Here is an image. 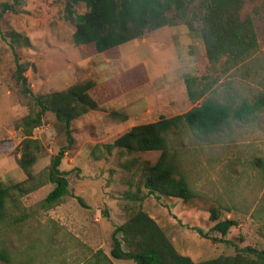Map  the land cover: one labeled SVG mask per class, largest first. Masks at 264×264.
Listing matches in <instances>:
<instances>
[{
    "label": "rangeland",
    "instance_id": "obj_1",
    "mask_svg": "<svg viewBox=\"0 0 264 264\" xmlns=\"http://www.w3.org/2000/svg\"><path fill=\"white\" fill-rule=\"evenodd\" d=\"M3 2L12 0H0V7ZM75 10L77 14L85 12V4L77 3ZM244 13L252 18L258 50L226 72L219 65L215 69L209 66L201 37L184 25L158 28L104 52V58L93 44L73 43L76 20L64 18L62 1L21 0L1 15L3 185L21 182L22 187H29L16 163L23 133L15 126L28 113L29 100L16 79L15 59L29 65L24 75L35 94L63 90L95 77L104 81L112 73L108 81L89 91L99 106L72 122L74 142L68 144L63 124L51 112H46L42 124L33 130V137L41 143L31 168L36 187L28 192L11 190L0 217V251L8 252L9 264H90L97 250H110L114 227L139 209L155 219L179 253L194 261L235 254L231 243L211 239L221 237L211 230L221 219L237 221L225 239L240 248L264 249V108L251 120L231 122L213 136L195 134L187 127L167 136L172 159L195 193L188 202L147 194L143 188L142 169L155 163L159 151L128 153L106 148L133 125L182 113L209 95L232 98L237 104L263 92L262 0H245ZM12 32L27 37L29 45L14 40ZM125 67L128 70L122 72ZM186 75L195 77L196 89L210 84V92L195 102L189 100ZM112 111L119 115L111 116ZM61 149L64 155L59 168L66 172L69 192L58 204L49 206L42 201L54 185L45 175L51 158ZM127 192L143 199H127ZM212 208L218 215L215 221L209 218ZM102 258L100 255V263L107 264ZM112 260L111 264H135ZM0 264L5 262L0 259Z\"/></svg>",
    "mask_w": 264,
    "mask_h": 264
},
{
    "label": "trees",
    "instance_id": "obj_2",
    "mask_svg": "<svg viewBox=\"0 0 264 264\" xmlns=\"http://www.w3.org/2000/svg\"><path fill=\"white\" fill-rule=\"evenodd\" d=\"M63 2L64 18H75V29L72 41L75 45L93 44L97 52L122 45L133 39L154 31L163 26L184 25L191 32H197L204 45L205 58L210 67L218 65L226 72L258 50V40L249 14L244 13L245 0H54ZM21 0L3 2L0 7L1 15L20 5ZM83 2L86 10L77 14L75 5ZM264 5V0H262ZM14 40H23L29 45L25 36L13 33ZM11 48L14 50L13 45ZM15 76L21 84V93L29 100L28 113L16 124L23 138L20 141V156L17 165L26 176L23 181L29 184L26 189L22 183L3 185L0 182V217L5 210V203L11 196V190L31 191L35 176L31 168L37 158L41 143L33 137V130L42 124L46 112H51L57 121L65 128L68 144L74 142L72 136V122L88 111L98 108L89 90L94 81L75 83L63 90L45 94H35L27 85L24 73L28 69L27 63H20L15 59ZM184 83L189 100L195 102L210 92V84H200L194 88L195 77L185 76ZM264 108V91L251 99L243 98L235 104L232 98L220 99L219 96L209 95L190 109L170 116L133 125L129 130L119 135L106 148H119L128 153L159 151L160 154L152 165L142 169V185L147 194H158L174 197L188 202L194 199L195 193L185 177L178 171L176 163L170 154L167 136L184 127L193 133L209 137L218 134L231 122H247L258 115ZM111 116H118L116 111ZM64 155V149L51 158L46 180L54 187L44 197L42 203L53 206L68 194V180L66 172L59 168ZM43 181L39 182L42 183ZM76 200L88 207L83 199L75 195ZM130 200H142L143 196L126 193ZM209 218L218 219L215 209H210ZM234 219L217 220L211 227L220 233V238L214 241L231 243L235 248L233 255H220L206 260L194 261L190 257L179 253L168 236L164 233L153 217L143 210L134 211L122 224L117 225L111 232L112 246L109 250L111 258L132 260L135 264H264V249L251 246L238 247L224 237L229 229L236 225ZM202 237L207 233L193 227ZM107 264L111 260L97 250L95 258L90 264H101L99 256ZM0 259L5 264L10 263L8 252L0 251Z\"/></svg>",
    "mask_w": 264,
    "mask_h": 264
},
{
    "label": "crops",
    "instance_id": "obj_3",
    "mask_svg": "<svg viewBox=\"0 0 264 264\" xmlns=\"http://www.w3.org/2000/svg\"><path fill=\"white\" fill-rule=\"evenodd\" d=\"M83 45H85V44H83ZM94 46V45H93ZM117 47V46H116ZM114 48V47H113ZM110 49H112V48H110ZM110 49H107V50H105V51H103V56H104V58H106L105 57V55H104V52H106V51H108V50H110ZM138 62V61H137ZM137 62H135V63H133L134 65L135 64H137ZM108 64V63H107ZM145 64H146V62H145ZM108 67H109V65H108ZM126 70H128V67H125L123 70H121L122 72H124V71H126ZM110 73V71H109V69H108V74ZM96 74H94V76H95ZM112 76V73H110L109 74V76H107V79H105L104 81H97V79H96V77H95V80L94 79H92V81H94V86L93 87H96L98 84H101V83H103V82H106V81H108L109 79H110V77ZM92 87V88H93ZM91 88V89H92ZM90 89V90H91ZM89 90V91H90ZM90 94H91V92H90ZM96 101V100H95ZM97 104H98V102H97ZM98 106H99V104H98ZM104 254L113 262V260H112V258L110 257V255H109V251L106 253L105 251H104Z\"/></svg>",
    "mask_w": 264,
    "mask_h": 264
}]
</instances>
